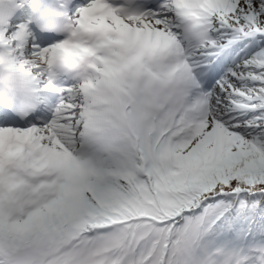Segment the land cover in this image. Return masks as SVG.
Masks as SVG:
<instances>
[{"label":"snow or ice","instance_id":"6c2138e0","mask_svg":"<svg viewBox=\"0 0 264 264\" xmlns=\"http://www.w3.org/2000/svg\"><path fill=\"white\" fill-rule=\"evenodd\" d=\"M0 264H264V0H0Z\"/></svg>","mask_w":264,"mask_h":264}]
</instances>
